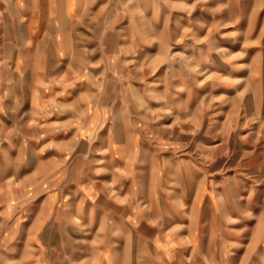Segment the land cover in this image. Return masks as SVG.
<instances>
[{"label":"rangeland","instance_id":"rangeland-1","mask_svg":"<svg viewBox=\"0 0 264 264\" xmlns=\"http://www.w3.org/2000/svg\"><path fill=\"white\" fill-rule=\"evenodd\" d=\"M51 1L0 0V264H264V0Z\"/></svg>","mask_w":264,"mask_h":264},{"label":"crops","instance_id":"crops-1","mask_svg":"<svg viewBox=\"0 0 264 264\" xmlns=\"http://www.w3.org/2000/svg\"><path fill=\"white\" fill-rule=\"evenodd\" d=\"M41 2L45 7L42 10L39 7ZM17 3L18 6L15 9H20L25 12L26 19L21 23L24 25L28 35L30 37L40 38L41 42L46 41V34L48 33V27L51 23V12L54 10L55 2L51 0H17ZM57 3L58 8L65 9L66 17L72 20L75 14L81 9L83 0H64L62 4H60V2ZM39 8L41 11L40 14L36 12ZM26 53L27 54L20 56L16 62L18 70H20V72L30 70L32 74L40 73L35 68L38 66V63H41L40 60L42 56H40L39 51H35L31 48V50ZM70 80L62 76L61 78L55 80L57 84H55L54 80L52 82L54 83L53 85L56 89L62 90L65 86L64 89L67 91L68 87L72 85V83L70 84L68 82Z\"/></svg>","mask_w":264,"mask_h":264}]
</instances>
